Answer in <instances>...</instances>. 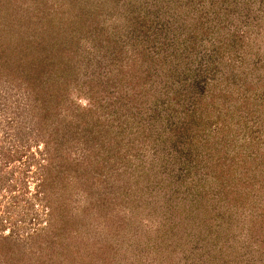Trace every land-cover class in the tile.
<instances>
[{
    "label": "rangeland",
    "instance_id": "obj_1",
    "mask_svg": "<svg viewBox=\"0 0 264 264\" xmlns=\"http://www.w3.org/2000/svg\"><path fill=\"white\" fill-rule=\"evenodd\" d=\"M169 2L0 0L2 36L42 30L67 94L47 98L62 106L53 129L0 82V264H264V15L217 23L203 2L175 14ZM128 16H151V33L126 30ZM184 55L205 86L181 120L188 146L166 126L188 112L186 88L160 81ZM170 104L179 112L163 120Z\"/></svg>",
    "mask_w": 264,
    "mask_h": 264
},
{
    "label": "trees",
    "instance_id": "obj_2",
    "mask_svg": "<svg viewBox=\"0 0 264 264\" xmlns=\"http://www.w3.org/2000/svg\"><path fill=\"white\" fill-rule=\"evenodd\" d=\"M174 1H175L174 5H171V2H169L170 8L173 9L172 12L173 14L181 10L182 4L184 2L187 1L189 4H191L192 2V0H174ZM200 2H203V6H206L204 8L207 11L206 13H204L206 17L208 16L213 17L211 19V22H214V18H215L217 20V23H220L219 20L222 21L223 19L222 16H226L225 18L235 19L241 21L242 23L244 21L246 22L248 18L251 17V14H254L256 18L264 15V0H197L195 5L199 4ZM213 12L215 13V15L213 14ZM157 15L158 14H156L155 17L152 19L151 16L148 19H146L145 17L139 18L138 16H133V17L128 16L127 19L129 20L128 22L129 26L126 27V30H130L132 28V33L139 34L140 36L149 34L151 33L152 27L147 26L148 20L151 19L152 22H154ZM203 18L204 16L202 13L201 15H199L198 20L202 21ZM38 31L35 33H31L27 36H24L21 41L17 39L11 40L10 38H5L4 36H2L3 35L2 32H0V82L7 84L9 87L13 86L25 90L26 98L30 102L29 104H30L31 115H34L35 119L37 117L36 120H39L40 123L42 122L43 125L46 124V120L48 122V118L50 117L54 118L53 120H51V126H50V128L54 129L56 128L55 125H57L58 122L57 118L58 115H60L61 113L59 111L62 106L60 107L58 106V108H56L54 111L47 110L48 100L50 101L52 99L62 103L66 100L67 94L64 91L61 92V90L59 89L62 85V82L65 79L64 77H62L63 80L61 79L62 69L59 68L58 65L59 61L63 60V56L57 51L53 52L56 55V57H59V60L57 62V67H55L56 62L53 61V59L51 58L52 55L51 54L48 55L46 53L44 43H47V41L43 40L44 36L42 35V30H40L41 33H39ZM163 31H165V29H163ZM170 33L172 32H170L169 29V31L166 32V36L164 38L163 43H167L169 41ZM181 33H182V27L176 26L174 28V35ZM105 38L106 37H103L98 41V44L96 45L97 47L99 46L98 48H101L102 46L105 47V42H107L104 40ZM193 40H195V38ZM214 54L216 55L218 54V52H213L210 54L213 57V59L212 61H208V64L206 66L211 67L213 65L215 61ZM174 60L177 61L178 59L174 58ZM178 65L179 67L176 69L174 75L173 74L171 75V71H166L165 73L160 74L161 75L160 81H162L163 79H167L166 83L164 84L170 89L168 83L171 81V76L172 77L175 76L177 79L180 80V83L184 85V87L186 88L187 95L182 96V94H180L182 98L179 97V100L183 101L184 106L187 103L188 112H186L181 119H178L177 121L174 122H168L166 126L170 127L169 130L175 131L177 136L180 138V140H178L179 144L188 146L187 138L191 137V134L193 132V129L191 128L194 127V125L191 124L190 118L189 119L186 118L182 122L181 120H183L184 117L189 112L192 111L195 101L197 100L199 101L203 98V94L205 92V86L204 85L202 86L200 82V76L202 74H199V76L197 77L196 76L197 74L195 73L193 74L190 71L191 65L189 64L187 55H184L182 60H179ZM55 85H56V89L54 87ZM164 95L166 96V98L169 95L166 92V90L164 92ZM163 98H164L163 96H160L159 98L156 99L155 103L157 107H159L158 104ZM178 112H179L178 110L176 111V106L171 107L170 104L166 109H164V111L159 110V115L162 116V119L167 117L168 120H170V116H175V114H177ZM67 125L68 127L65 128L63 132H62V127H60L61 129H58L55 132H58L59 134L62 133L68 134L71 133V131H75V128L72 126L73 125L72 123L71 124L67 123ZM177 125H180V127H178ZM73 133L76 134L77 132H73ZM193 137L194 136H192L191 138ZM60 143L62 144V142ZM93 158H94V153L91 151L89 157L87 156L86 158V161L88 162L84 167L85 172L88 171L87 170L88 165L91 162H93L92 161ZM48 165L49 163L46 164L45 166L42 165L40 168L41 171L43 172V174L39 175L40 177H43V179L38 183V188H39L38 196H40L41 201H43L45 195H47L46 193L47 190L45 188L48 189L49 187L55 184V180H51L48 178L50 176L49 172H46V168L48 167ZM78 182L81 185L86 184L85 175H81ZM90 187L92 186L89 185V189ZM203 198L204 197H202V199ZM222 199L225 198L221 197L220 200ZM231 204L232 203L230 202V205ZM168 210H170V208Z\"/></svg>",
    "mask_w": 264,
    "mask_h": 264
}]
</instances>
